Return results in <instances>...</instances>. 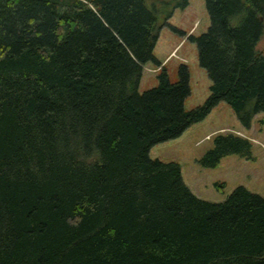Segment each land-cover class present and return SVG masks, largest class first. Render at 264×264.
I'll use <instances>...</instances> for the list:
<instances>
[{"label": "trees", "instance_id": "1", "mask_svg": "<svg viewBox=\"0 0 264 264\" xmlns=\"http://www.w3.org/2000/svg\"><path fill=\"white\" fill-rule=\"evenodd\" d=\"M204 5L209 26L188 39L209 96L186 111L188 68L171 83L153 54L172 11L0 0V264H264V198L239 186L199 199L179 164L149 156L220 102L245 128L264 112V0ZM147 63L158 84L139 93ZM213 145L203 167L250 158L245 138Z\"/></svg>", "mask_w": 264, "mask_h": 264}, {"label": "rangeland", "instance_id": "2", "mask_svg": "<svg viewBox=\"0 0 264 264\" xmlns=\"http://www.w3.org/2000/svg\"><path fill=\"white\" fill-rule=\"evenodd\" d=\"M160 19L172 11L167 25L159 32L153 54L165 67L171 83L178 81V68L185 65L189 71L190 95L184 107L190 111L202 105L209 96L211 84L207 73L197 60L196 46L188 37L206 32L209 17L204 0H186L185 8L174 7L183 0H145ZM264 53V32L257 44ZM160 68L152 63L143 67L138 92L157 86ZM233 134L250 143V158L238 155L223 157L213 168L200 164L204 154L213 148L217 135ZM151 159L179 164L184 184L199 199L220 203L239 186L264 198V112L256 114L249 128L243 127L233 110L220 102L206 118L187 128L181 136L156 144L150 149ZM220 185L217 188L216 185Z\"/></svg>", "mask_w": 264, "mask_h": 264}]
</instances>
